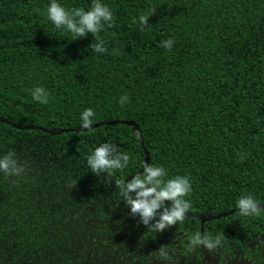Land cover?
<instances>
[{
  "label": "trees",
  "instance_id": "1",
  "mask_svg": "<svg viewBox=\"0 0 264 264\" xmlns=\"http://www.w3.org/2000/svg\"><path fill=\"white\" fill-rule=\"evenodd\" d=\"M47 2L0 0V153L23 168L0 175V264H149L161 245L174 264H213L186 250L195 232L223 234L207 250L219 264H264V211L235 207L252 194L264 209V0H103L114 16L103 54L91 34L72 41L46 22ZM34 86L48 104L32 101ZM105 141L131 159L97 177L85 161ZM141 163L190 178L182 225L150 233L128 214L115 182Z\"/></svg>",
  "mask_w": 264,
  "mask_h": 264
},
{
  "label": "clouds",
  "instance_id": "2",
  "mask_svg": "<svg viewBox=\"0 0 264 264\" xmlns=\"http://www.w3.org/2000/svg\"><path fill=\"white\" fill-rule=\"evenodd\" d=\"M46 22L55 29L69 33L73 40L85 38L91 34L92 42L89 47L97 54L106 51L105 41L100 33L110 28L114 22L112 9L103 0H90L85 7H65L60 0H48L44 9L38 10ZM139 21L141 29L146 26V17L140 15L133 18V23ZM174 39L169 38L160 43L165 50H171ZM32 101L46 105L49 103V93L42 86H34L28 90ZM127 95H121L120 103L128 102ZM95 112L92 108H85L79 114V124L88 130L93 124ZM130 155L126 151H117L114 144L107 141L95 146L87 156L85 165L89 172L99 177L101 174L112 176L116 170H124L129 166ZM244 159V156H241ZM142 170V171H141ZM23 168L18 164L12 151L0 153V175L4 177H19ZM167 170L163 166L141 163L140 168L131 175L130 179L116 180L120 200L128 209V214L138 217V222L150 233H160L172 226L182 225L186 214L191 208L190 196L192 186L186 174L167 177ZM165 201L169 202L167 205ZM260 203L252 194H242L236 201L235 207L241 217H258L264 211ZM224 236H215L195 232L187 237L185 248L191 252L203 247L205 250H215L223 246ZM264 243V242H262ZM142 246V245H140ZM171 249L168 245L156 248L150 259L157 264H174Z\"/></svg>",
  "mask_w": 264,
  "mask_h": 264
},
{
  "label": "flooded vegetation",
  "instance_id": "3",
  "mask_svg": "<svg viewBox=\"0 0 264 264\" xmlns=\"http://www.w3.org/2000/svg\"><path fill=\"white\" fill-rule=\"evenodd\" d=\"M201 253H202V257L204 258V260H207V261H209V262L212 261L213 264H219V263L217 262V259L214 258V257H211V256H210V253H209L207 250L203 249V247H201Z\"/></svg>",
  "mask_w": 264,
  "mask_h": 264
},
{
  "label": "water",
  "instance_id": "4",
  "mask_svg": "<svg viewBox=\"0 0 264 264\" xmlns=\"http://www.w3.org/2000/svg\"><path fill=\"white\" fill-rule=\"evenodd\" d=\"M141 144H142V141H141Z\"/></svg>",
  "mask_w": 264,
  "mask_h": 264
}]
</instances>
